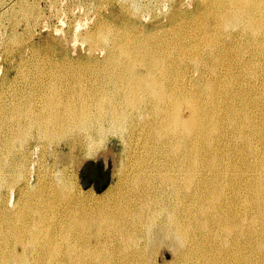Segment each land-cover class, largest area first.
<instances>
[{"label":"bare ground","instance_id":"obj_1","mask_svg":"<svg viewBox=\"0 0 264 264\" xmlns=\"http://www.w3.org/2000/svg\"><path fill=\"white\" fill-rule=\"evenodd\" d=\"M201 5L195 42L177 51L103 23L85 33L110 41L84 62L93 72H62L61 61L42 81L25 71L30 85L9 102L0 93V264H160L162 246L174 252L165 264H264V0ZM109 133L129 162L107 198L82 200L72 179L48 178V146L92 154Z\"/></svg>","mask_w":264,"mask_h":264},{"label":"rangeland","instance_id":"obj_2","mask_svg":"<svg viewBox=\"0 0 264 264\" xmlns=\"http://www.w3.org/2000/svg\"><path fill=\"white\" fill-rule=\"evenodd\" d=\"M98 1H101V2H98ZM109 1L111 3V0H97V1L96 0H30V1L29 0L28 1L27 0H0V17H1L0 18V23H1L0 24V68L3 69V70L0 69V74H1V76H0V80H1V82H0V86H1L0 87V93L2 92L1 96H2L3 100L6 97L8 99L5 98V100L9 102V96H12L11 94L13 93V91L16 93V91L18 89L23 90V89H25V87L30 85L27 82V80L34 79V77H35L36 80L42 81L43 78H45V77L43 76V74H42L43 72L41 70H44L45 74H48V73H50L52 71H56L53 67H55L56 64H58V62H61V61H63V62H61L59 64L60 65L62 63L64 64V65H61L62 69L65 67L62 70V72L68 71V69L72 65V63H73V65L77 66L76 70H78V71L75 72L77 74H82V72L85 73V74H90V72H93V71H91L90 69H88V68H86L84 66L85 65L84 62H87L86 65L87 64H91L92 62L90 63V61H93V56L92 55H95L96 52L98 54H96L95 56H97L98 58H100V57L102 58L104 56V54L106 53L105 49L107 47V45H106L107 42H109L108 44H110V41L108 40V41H105L106 43L104 45L103 44H101V45L99 44V46H97V45L93 44L91 39L89 40L87 38L88 34L86 35L85 33L92 32V30L94 31L95 29L98 28L99 24H103L104 23L103 26L105 28H107V27L109 28L110 27L112 29L109 28V30L113 31V32L115 31V33H118V31L120 30L119 33L122 32L121 34H123V33L124 34H126V33L128 34V31H129V33L130 32H136V33L138 32V33H141L143 36L144 35L145 36H152V37H150V40H152L151 41L152 44H157L155 46L157 48L159 47L158 49L161 48L162 50H164L165 48L167 49V47L170 49V47L173 45L171 47V51H172L173 50L172 48H174L175 50L178 49L177 47L175 48L174 44L179 45L178 42H181V40L183 42V40L185 39L184 43H189V44H191V42H195V39H193L194 37L191 36L190 34H193L191 32H193L196 28H195L194 25H191V23L194 21L193 18L196 19L200 15V12L204 9V7L202 5L200 6V3H201L202 0H174V1L173 0L172 1L171 0H165L164 3H163L164 0H162V1H160V0H153V1L152 0H133V1L132 0H117V1L112 0L111 4L109 3ZM175 1H177V2H175ZM28 2H29V4H28ZM131 2H132L133 7H130V6H132V5H130ZM188 2H190L191 4L188 3ZM95 3H96V5H95ZM101 3H103V4H101ZM104 4H106V5L104 6ZM123 4L125 5V7H123ZM136 4H138V5H136ZM139 4H140V7H142V11H144V13L146 12L147 14H144L142 11H139V10H141L140 7H138ZM101 5L104 6L103 9H102L103 6H101ZM95 6H97V7H95ZM100 6H101V8H99ZM134 6H135L136 9L134 8ZM148 6H149V11H148ZM163 7H164V9H163ZM97 8H98V10H97ZM105 8H106V10H105ZM200 8H201V10H200ZM133 9H135L136 11L133 10ZM137 9H138V11H137ZM150 9H151L152 12L150 11ZM164 10H166V11H164ZM180 10L183 11V12H180ZM97 11H99L101 13H99V12L97 13ZM132 11H134V12H132ZM22 13H23V15H22ZM148 13L150 14V16H149ZM157 14H159V15H157ZM171 14H175L176 15V19L174 21H170L169 20V16ZM98 15H100L99 16L100 22H98L99 21L98 20ZM111 15L114 16V17H111ZM105 16H107V17H105ZM179 16H181V17H179ZM147 17L149 18V20H148ZM100 18H102V19H100ZM187 18H188V20H187ZM19 19H21V20H19ZM189 19H191V20H189ZM180 20H182V21H180ZM160 21H161V23H160ZM110 22H111V25H110ZM117 22H118V25H117ZM188 22L190 24V29H189ZM182 23H183V25H182ZM105 24H107V26ZM167 24H169V25H167ZM117 26H118L119 30H117ZM172 27H174V30L171 29ZM192 27H194V28H192ZM159 28L161 29V31H159L160 30ZM175 29H176V31L178 32L179 35L175 31ZM124 30H126L127 32L125 31L126 32L125 33ZM164 32L165 33L166 32L167 33L170 32V33L169 34H164ZM158 33H159L160 37L158 36ZM185 33H186V36H185ZM160 34H162V35H160ZM163 35H165L167 37H165ZM172 35H173V37H172ZM85 36H87V37H85ZM174 36H176V37L178 36V37L177 38L175 37V40H173L172 38H174ZM180 36L182 37V39H180L181 38ZM188 36H189V39H188ZM155 37L156 38L158 37V38L155 40ZM20 38H23V39H20ZM152 38H154V41H153ZM165 38L168 40L169 45L168 44L163 45L165 43H168L167 40L164 41ZM190 38H192V39H190ZM83 41H87V42L85 43ZM163 41H164V43H163ZM160 44H162L163 46L162 45L159 46ZM200 44H204V42L202 41ZM88 46L89 47L91 46V47L89 48ZM93 46H94V49H93ZM95 47H97V48H95ZM98 47L99 48L101 47L102 49L101 48L99 49ZM163 47H164V49H163ZM91 49H93V51ZM87 50L88 51L90 50L89 55L87 54L88 53ZM175 50H173V52ZM101 51L104 52V53H101ZM47 58L50 61H48ZM89 58H91V59H89ZM7 61L10 62V63H8ZM18 62H19V64H18ZM45 62H46V64L48 66L45 64ZM54 62H56V63H54ZM65 62L67 63L66 64L67 66L65 65ZM77 63H78V65H76ZM52 64H54L55 66L54 65L51 66ZM29 65H30V67H29ZM68 65H70V66L68 67ZM81 65H82V67H81ZM12 66H13V68H12ZM26 66H28V67H26ZM41 66L43 68H46L47 71H45V69H43V68H40ZM83 66H84V69H82ZM17 67H19L22 70H20ZM24 67L26 69L27 68L28 69L25 70ZM33 67H37V69H39V70L41 69V70L39 71V70H37L36 68H33ZM31 68L35 69V71L33 69H31ZM52 69H54V70H52ZM80 69H82L81 73L79 72ZM13 70H15V71H13ZM192 71H191V75L192 76L196 75L195 74L196 72L194 70H192ZM24 72L27 74V76H30V79H29V77L26 76V74H24ZM15 73L18 74V75L19 74L20 75L23 74V75L16 76ZM7 74H8V76H7ZM33 74H35V75L36 74H40V75H36L37 76L36 77ZM12 75L14 76V78H13ZM24 75L26 76V78L24 77ZM16 78H17V80L19 79V81H16ZM24 79L25 80L27 79V80L25 81ZM9 83H10V85H9ZM19 94L20 93L17 91L16 95L19 96ZM3 129L4 128H0L1 133H2ZM101 144H99L100 146L98 145L99 147L97 146L95 148V150L93 151L92 154H87V152L85 150H83V151L82 150H77V151L75 150L74 153H73L65 145L60 146L59 151H57L56 153H52V151H51L52 146H48L47 147L48 149H47L46 154H45L46 156L44 157V159L46 160V161L44 160L46 162V163L44 162V165H45V168H46V172L48 170V172H47L48 178L49 177L51 178V177L55 176V175L54 176L50 175V173L52 172V174L58 173L59 176L68 177L67 179H70V180L72 179L73 185L77 186V187H75V189L78 190V192H80V196L83 198L82 200L89 201L91 199L90 200V202H91L92 200L93 201H97L98 199H103L105 197L107 198V196L109 194L105 192L106 189L108 188L109 185L113 186L114 184H116L120 180V178L122 177V175L126 171V167H127L126 164L129 162V160L127 159V155L124 152L123 140L121 139V137L118 134L109 133L107 135V137L105 138V140H103L101 142ZM3 150H4V148L1 151H3ZM5 152L6 151L4 150L1 153L3 158H5V156H6ZM47 152L49 154H47ZM36 156H37V154H36ZM86 160L87 161H89V160L90 161H95V162L92 163V164L91 163L88 164ZM115 163H116V165H115ZM76 164H77V167H76ZM123 164H125V165H123ZM65 165H67V166H65ZM70 167H72V168H70ZM58 168L60 170H58ZM62 168L63 169L65 168V169L63 170ZM108 168H110V182H109L108 186L105 189H103L102 191H97L95 189V187H94V180H100L104 176H106ZM112 168H113V170H112ZM56 170H57V172H56ZM121 172H123V173H121ZM79 181H80V183H79ZM83 182H85L88 185L85 187L83 185ZM163 249H164V251H163ZM158 251L159 252H157L156 256H155V260H156L157 263L160 262V264L161 263L165 264V263L169 262L170 260H173L174 252H173V249L171 247L168 248V246H162V247H160V249H158ZM163 252H164V254H162Z\"/></svg>","mask_w":264,"mask_h":264},{"label":"water","instance_id":"obj_3","mask_svg":"<svg viewBox=\"0 0 264 264\" xmlns=\"http://www.w3.org/2000/svg\"><path fill=\"white\" fill-rule=\"evenodd\" d=\"M95 161H87L88 164H92ZM110 182V168H108V171L106 173V176H104L102 179L100 180H94V187L97 191H102L103 189H105L108 184ZM83 185L86 187L88 184H86L85 182H83Z\"/></svg>","mask_w":264,"mask_h":264}]
</instances>
